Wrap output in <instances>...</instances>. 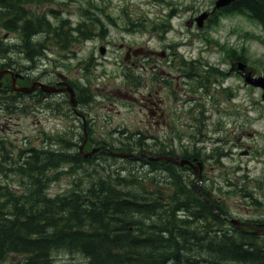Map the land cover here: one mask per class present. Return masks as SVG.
I'll return each instance as SVG.
<instances>
[{
  "label": "trees",
  "instance_id": "obj_1",
  "mask_svg": "<svg viewBox=\"0 0 264 264\" xmlns=\"http://www.w3.org/2000/svg\"><path fill=\"white\" fill-rule=\"evenodd\" d=\"M34 1L0 0V31L19 35L17 47L29 62L45 47L57 48L61 34L69 35L63 27H53L46 14L27 9L52 0ZM229 11L264 27V0H237ZM12 48L14 44L0 38V70L10 67ZM245 57L241 52L238 60ZM9 98V89L0 91V99ZM8 151L0 173H12L22 181L15 191L0 185V264H56L53 255L59 251L80 255L82 264H264V241L238 230L222 231L218 203L211 200L215 213L195 198L171 164L163 163L173 177L165 194H159L157 182L140 178L133 166H123L108 178L96 174L87 186L79 184L51 197L48 185L59 174L48 172L64 164L80 165V155L16 150L15 157ZM158 195H165V201H157ZM179 209L189 213L178 217Z\"/></svg>",
  "mask_w": 264,
  "mask_h": 264
},
{
  "label": "rangeland",
  "instance_id": "obj_2",
  "mask_svg": "<svg viewBox=\"0 0 264 264\" xmlns=\"http://www.w3.org/2000/svg\"><path fill=\"white\" fill-rule=\"evenodd\" d=\"M92 2L91 4L88 3ZM168 0H55L52 4H46L43 6L33 5L29 9L31 11H38L41 13H49V9L53 8L59 11L58 16L63 19H69L73 23H78L82 19L79 14L81 9L87 8V11L92 12L91 19L94 21V29L97 32H102L105 36V40H108L107 28L109 30V36L116 43H128L136 47V40L142 35V32L138 31L134 26L142 19H162L166 18L168 7L165 5ZM192 1L188 0L190 5ZM211 2V0H208ZM199 7L197 3H193V7ZM104 9V13L101 11ZM120 10L124 11V14L119 13ZM182 15L178 18H185L186 11L180 10ZM98 13L102 14V18L107 21V26L102 29V27L96 23V17H100ZM86 14H88L86 12ZM50 16V15H48ZM104 16H109L114 20L117 26L108 27L112 24L109 19ZM132 21V23L129 22ZM238 27L240 30L239 40L236 42L238 48L245 46L246 48V58L251 64L252 69L258 71L259 74L263 75L264 70V27H261L244 16H228L220 21L219 26L213 29L216 33L225 34L232 30V28ZM206 37L209 36V31L204 33ZM237 35V34H236ZM236 35H232L235 36ZM0 36L7 38L11 37L5 32H1ZM12 37H15L14 35ZM231 37L229 41L234 39ZM97 41L93 43H85L84 45L79 44L82 57L78 59H73L67 55L66 52L59 50H51L47 59L39 60L34 65L36 69L39 70L40 75L45 79H50V83H54V77L57 73H62L69 77L71 82L79 81L82 76L78 74L76 69V63L78 60H85L86 51H93L94 56H100L99 53L93 49H88L97 46ZM133 43V44H132ZM208 53L202 58V61H207L208 63L219 66L221 70H226L227 61L224 59L221 65L217 57L222 56L217 52L216 47L213 45H207ZM85 52V53H83ZM113 62L112 55H109ZM26 64H31L32 62H25ZM27 66V65H26ZM102 69L107 72L106 76L102 75ZM115 72V65H109L105 63L97 70V73L92 77V81L88 85V89L94 95V104L90 107V113L96 114L97 127L104 125V131L97 130V134H102L105 136L108 131L115 127L120 119H126L131 123L132 127L136 129L137 127L144 130V123L147 121L146 115L141 113V119L138 123L136 107L130 108L129 102L122 103L121 96L127 95L125 89L119 87L118 81H109L104 85V80L109 76L110 72ZM104 78V79H103ZM116 85V88H115ZM233 85L232 95L235 99L227 98L225 96L218 95L219 99V110L213 108V111H209L205 114L204 120L199 128L203 129L202 135L206 136L204 141L201 143L197 142V138H187L183 139L182 142H187V146H197L204 147L205 150L202 151L206 155L210 153L211 149L222 148V150H229L228 157L223 158L221 162L215 160L207 161V172L208 176L214 178L215 186L213 189L216 190L219 186H224L223 178L229 177L230 175H235L237 178V186L232 190V194H227L224 196L225 205L229 210L236 214L238 218H260L264 217V101L261 99V92L257 89L252 88L250 90L248 87L243 85V82L237 77H231L225 80L224 86ZM79 87V85H77ZM83 87V85H81ZM95 87L97 89H95ZM130 96H136V91H130ZM105 96L108 99L102 98ZM252 99V111H250L249 99ZM114 102L115 108L111 110L112 121H106V114L110 109V103ZM121 103V104H120ZM112 109V108H111ZM131 109L132 111H127ZM120 111L121 113L115 114V112ZM54 121L56 119H51ZM16 121L10 124L5 132L2 134H8L12 141H21L20 134L24 133L25 130H29V126L22 122L21 127L15 126ZM50 123L44 118H41L40 123H37L36 119H33V126H36L41 131L46 134H54L57 131L56 126ZM169 124L172 126L175 124V118L171 117ZM7 125V124H4ZM188 123L183 121L178 125L179 131L185 132L187 130ZM142 131V130H140ZM184 134V133H183ZM195 134V133H194ZM42 137V135H41ZM106 138V137H103ZM185 138V137H183ZM200 137H198L199 139ZM33 146L40 147V139H32ZM173 144H178V141H173ZM252 144V163L249 157L241 156L242 151H248ZM191 149V148H189ZM124 161H118L120 165L128 167ZM138 166V164H135ZM237 168L239 169L237 172ZM94 167H86V170L92 171ZM96 170V169H95ZM93 172V171H92ZM101 176L100 170L97 169ZM54 172L51 173V175ZM61 174V169L59 172ZM80 171L74 177L63 176L58 181L52 182L49 186L48 193L52 196L57 194L66 193L70 188V182L72 179H88V174ZM87 182V181H86ZM10 186L15 189L16 185L14 182L9 180ZM85 185V184H84ZM218 195L222 196L227 191V188L218 190ZM236 191V193H235ZM242 193V194H241ZM250 193L251 199L245 195ZM240 194V195H238ZM217 196V194L215 195ZM252 200V201H251ZM259 202V203H258ZM258 204V205H256ZM65 254V255H64ZM75 256V257H74ZM53 258L56 264H82L83 261L77 254H70L65 251H59L54 253Z\"/></svg>",
  "mask_w": 264,
  "mask_h": 264
},
{
  "label": "flooded vegetation",
  "instance_id": "obj_3",
  "mask_svg": "<svg viewBox=\"0 0 264 264\" xmlns=\"http://www.w3.org/2000/svg\"><path fill=\"white\" fill-rule=\"evenodd\" d=\"M202 12H204V10L200 13ZM200 13H189V17L186 20H175L179 22L182 21L183 27L178 28L181 24L176 27L174 26V29L163 32V34H159V36L156 30L146 27L149 21L145 20L143 21L145 23L144 28H141L142 35L136 42L137 49H133L134 47L132 45H127L125 46V53L123 52L124 50H115L113 52V54H119V57L126 60L130 64L132 70H137V87L127 84L123 78V71L113 72L109 75V79L118 81V85L121 88L119 91L123 89L126 90L127 95L122 97L132 104L130 107H136L138 123L141 119V113L146 115L147 121L144 123V130L140 128V130H142L140 131L138 127L134 129L131 123L126 121L125 125H115L105 136L97 134V130L103 132L105 126L102 125L97 127V115H91L90 113L92 104H88L83 99L84 94L82 91H79L76 86H72L76 98V111H74L73 107L70 105L66 93L57 96L60 97L58 101L62 105V107L60 106L61 110L59 109L58 111L59 125L57 131L59 132H56L58 138L62 141L59 145L60 148L65 150L70 147V150H80V147H82L83 150H85L87 145L90 144L93 148H99L100 150V148L106 149L105 144L107 142L102 141V139L107 140L114 137L121 139H151V143L155 146L153 150H155L156 153H167V155L177 159L189 161L191 166L189 165L190 169L188 173H196L199 179L200 189H204L206 195L213 200L209 190H207L210 178L208 174H205L207 172L206 159L195 149H189L186 146L173 147L170 142L172 139H177L175 131L176 129L179 131L178 125L183 121L187 122L188 126L185 132L179 131L181 136L192 138V118L196 112L200 114V110H202L205 115L207 106L204 104L208 103V99L211 96L210 93H207L208 90L206 89L210 81L208 80L207 74L204 75L201 71L200 66L204 63L201 59L208 51L203 49L200 50L198 47L201 45V40H199V38L204 32V29L216 26L218 22V13L208 11L209 17L201 28L198 27L196 20ZM165 30L167 31L168 29L166 28ZM175 34H181L182 40H184L185 43L189 38H191V42L187 45H182L181 43L176 44L175 40L170 38L171 36H175ZM212 35L218 38L220 33H216L212 30ZM80 42L78 38V41L73 44V47L67 50L68 54L72 55L74 58L83 56L78 46ZM106 43L107 45H112L113 48L121 49L123 47L122 43L117 45L110 37ZM238 58L239 57L235 55V53H233V55L228 54L227 61L229 68L226 73L227 78H241V73L238 70V63L240 62ZM95 61L98 62V60ZM101 63H103V61H101ZM217 73L219 74V71ZM55 79L56 81L52 84L66 82L70 87L68 78L63 80L59 77V74H56ZM109 79L106 81L109 82ZM211 81H216L218 83L217 86H213L212 91L216 90L217 93L222 92L224 85L220 83L219 80H215V78H212ZM108 82H106L105 85ZM59 87L64 88L65 86L60 85ZM131 90L136 91V96H130L129 91ZM177 92H179L178 95ZM85 94H87V92ZM198 103L201 104V107L195 110L193 105ZM177 104L181 105L179 111L174 107ZM212 104V108L216 107L217 110H219L218 101H214ZM71 113H73V115H71ZM171 117L175 118V124L172 126L169 124ZM106 118L107 122L112 121L107 115ZM38 133L44 137L43 144H48V139L52 136L43 131H39ZM66 139L68 140L66 141ZM93 139H99V144L93 141ZM248 154L252 163V146H250ZM192 187L196 190L195 180L192 182ZM218 199L219 200H215L217 203L221 201L222 205H225L226 202L224 199L221 200V197H218ZM258 219L252 218V222L246 221L250 222V226L244 228V233L252 232V236L264 240V217Z\"/></svg>",
  "mask_w": 264,
  "mask_h": 264
},
{
  "label": "water",
  "instance_id": "obj_4",
  "mask_svg": "<svg viewBox=\"0 0 264 264\" xmlns=\"http://www.w3.org/2000/svg\"><path fill=\"white\" fill-rule=\"evenodd\" d=\"M233 0H220L219 3H218V6H225V5H228L230 2H232ZM241 66V67H240ZM239 68L241 70H243L245 68V65L244 64H240ZM4 74V72L0 73V78L1 76ZM248 83H250V80H246ZM252 85L255 86V87H259L263 90V95H262V98L264 99V77H259L258 79L256 80H252ZM40 88L43 90V91H46V92H49L51 91L48 87L46 86H42L40 85ZM34 88H31V89H19V91H23V92H31L33 91ZM117 156L119 157H125L126 155L125 154H117ZM129 156V155H127ZM172 161V160H170ZM182 163H186V162H182ZM233 223H236L235 220H232Z\"/></svg>",
  "mask_w": 264,
  "mask_h": 264
},
{
  "label": "bare ground",
  "instance_id": "obj_5",
  "mask_svg": "<svg viewBox=\"0 0 264 264\" xmlns=\"http://www.w3.org/2000/svg\"><path fill=\"white\" fill-rule=\"evenodd\" d=\"M28 1V0H27ZM33 2H35L34 0H33ZM14 3H16V2H14ZM25 3H26V1H25ZM19 4V3H18ZM24 3H22V5H23ZM17 5V4H16ZM15 5V6H16ZM11 8V7H10ZM13 7H12V11H13ZM21 9V8H20ZM9 10V9H8ZM15 10V9H14ZM19 10V9H18ZM14 12V11H13ZM18 14V13H17ZM206 24V23H205ZM205 30V29H204ZM34 61V60H33ZM29 62V61H28ZM201 66V65H200ZM37 67H39V66H37ZM198 68V67H197ZM198 77V76H197ZM173 79V78H172ZM8 100V99H7ZM66 105V104H65ZM60 106L62 107V105L60 104ZM61 110V109H60ZM61 114V113H60ZM74 148V147H73ZM69 149H70V147H69ZM71 159H72V157H71ZM8 163V162H7ZM69 163V162H68ZM71 163V162H70ZM5 164H6V162H5ZM17 164V163H16ZM79 164V163H78ZM4 165V164H3ZM9 165V164H8ZM12 165V164H11ZM14 165V164H13ZM71 165V164H70ZM9 167V166H8ZM10 167H12V166H10ZM89 167V166H88ZM87 167V168H88ZM3 169V168H2ZM121 170V169H120ZM8 171V170H7ZM13 171V170H12ZM12 171H10V172H12ZM122 172V171H121ZM129 172V171H128ZM12 174V173H11ZM26 177V176H25ZM31 179V178H30ZM28 180V179H27ZM25 181H26V179H25ZM22 184H24V183H22ZM157 184V183H156ZM48 185V184H47ZM157 187V186H156ZM46 189H47V187H46ZM157 189H158V187H157ZM160 191V190H159ZM47 193V192H46ZM48 195V194H47ZM50 195V194H49ZM51 197H52V195H51ZM166 198V197H165ZM164 206V205H163ZM65 255V254H64ZM80 256V255H79ZM75 257V256H74ZM83 260H85V259H83ZM85 263V262H84Z\"/></svg>",
  "mask_w": 264,
  "mask_h": 264
}]
</instances>
